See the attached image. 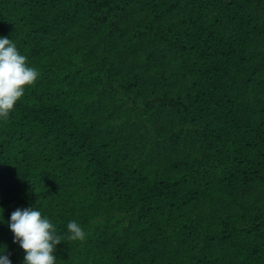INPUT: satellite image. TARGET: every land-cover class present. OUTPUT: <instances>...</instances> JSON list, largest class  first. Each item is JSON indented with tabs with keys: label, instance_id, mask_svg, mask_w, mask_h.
Returning <instances> with one entry per match:
<instances>
[{
	"label": "trees",
	"instance_id": "16d2710c",
	"mask_svg": "<svg viewBox=\"0 0 264 264\" xmlns=\"http://www.w3.org/2000/svg\"><path fill=\"white\" fill-rule=\"evenodd\" d=\"M0 35L39 72L0 120L5 221L41 210L55 264H264V0H0Z\"/></svg>",
	"mask_w": 264,
	"mask_h": 264
},
{
	"label": "clouds",
	"instance_id": "9594fccd",
	"mask_svg": "<svg viewBox=\"0 0 264 264\" xmlns=\"http://www.w3.org/2000/svg\"><path fill=\"white\" fill-rule=\"evenodd\" d=\"M39 78L37 68L30 66L27 57L21 54L9 36L0 35V120L7 119L16 103L25 94L26 88ZM0 208V224H7L13 243L23 250L21 264H55V246L61 236L47 216L32 205L12 211L8 220L3 218ZM68 238L83 241L84 228L76 220L65 225ZM0 264H12L6 254V245L0 244Z\"/></svg>",
	"mask_w": 264,
	"mask_h": 264
}]
</instances>
